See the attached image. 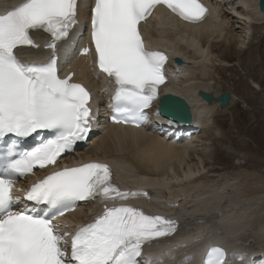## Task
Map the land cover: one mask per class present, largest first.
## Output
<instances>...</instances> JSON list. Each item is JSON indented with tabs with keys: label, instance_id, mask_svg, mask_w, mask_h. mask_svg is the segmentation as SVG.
I'll list each match as a JSON object with an SVG mask.
<instances>
[{
	"label": "snow or ice",
	"instance_id": "6c2138e0",
	"mask_svg": "<svg viewBox=\"0 0 264 264\" xmlns=\"http://www.w3.org/2000/svg\"><path fill=\"white\" fill-rule=\"evenodd\" d=\"M79 7V0H21L0 11V264H141L145 246L177 232L174 219L108 206L137 193L113 184L107 163L58 164L98 123L88 88L73 81L74 73L62 78L58 67V45L79 25ZM161 8L193 24L208 14L200 0H94L90 9L89 46L80 55L92 57L114 84L115 124L139 128L160 99L168 57L146 48L142 22ZM40 30L50 36V58L22 61L18 49L38 48L31 33ZM28 138L35 143L25 148ZM49 168L16 194L19 178ZM97 198L104 202L100 215L75 232L61 230L58 217ZM22 201L31 203L18 207ZM203 264H228L225 249L210 246Z\"/></svg>",
	"mask_w": 264,
	"mask_h": 264
},
{
	"label": "bare ground",
	"instance_id": "6f19581e",
	"mask_svg": "<svg viewBox=\"0 0 264 264\" xmlns=\"http://www.w3.org/2000/svg\"><path fill=\"white\" fill-rule=\"evenodd\" d=\"M17 1L0 0V10ZM208 1L221 3L217 16L210 21L182 26L157 11L147 27L148 41L169 47L172 52L171 80L164 93L186 101L192 122L188 119V128L177 131L187 134L166 138L147 127L108 125L104 106L107 87L93 68L91 57L77 54L73 65L75 79L83 80L95 92V101L100 106L99 129L78 155L82 160H103L114 172L113 184L118 186L120 182L121 191L137 193L127 200L108 201V206L128 204L177 221L173 236L145 246L141 264H191L198 251L215 244L227 246L228 264H264V175L258 169H240V164H235L234 170L221 176L224 168L217 170L204 160L210 149L202 135L217 136L215 140L221 142L224 137L215 129L213 112L218 105L207 104L198 97V91L219 94L212 88V76L218 68H228L225 60L229 50L237 57L252 52L254 38L261 42L264 36H255V30L264 28V11L258 8V0ZM89 2L80 0L79 16L83 22L89 19ZM87 45L83 36L79 48ZM175 57L182 60L181 64L174 63ZM237 65L243 66L239 62ZM257 65L254 61L247 64L251 69ZM242 70L245 78L251 77L250 86L257 91L253 93H261L260 85L252 80L253 74ZM231 97L229 107L235 105L237 98L234 94ZM156 111L153 107L149 114L155 115ZM197 150L203 153V158L197 155ZM194 169L200 173L194 175ZM92 205L93 201L82 204L64 222H78L88 211L93 214L97 209L94 211ZM99 206L104 207V202L100 201ZM249 239L253 244H246Z\"/></svg>",
	"mask_w": 264,
	"mask_h": 264
},
{
	"label": "rangeland",
	"instance_id": "374dc122",
	"mask_svg": "<svg viewBox=\"0 0 264 264\" xmlns=\"http://www.w3.org/2000/svg\"><path fill=\"white\" fill-rule=\"evenodd\" d=\"M255 36H260V38L263 37L264 28L258 29L257 32L255 30ZM263 40L264 37L260 43H257L258 38H254L252 52L251 50L248 52L246 51L247 53H243L241 56L237 55L236 57L232 50H229V55H227L228 58L225 60V64L227 63V65H229L228 68L227 66L225 68L221 67L222 69L218 68L216 73L214 72L212 76L214 80H212L211 85L215 92L221 93L227 91L232 96L234 94L237 97L235 99V105L232 104L231 107L228 106L224 112H219L218 109L213 112L216 122L215 129L218 128L220 130V136L224 137V140L221 142L215 140L217 136L207 137L202 135L204 137V142L208 144V148L210 149L207 150L209 154L204 160H206L210 167L216 168L217 170H222V168H224V170L220 172L221 176L234 170L235 164H240V169H258L264 175ZM219 46L220 45H218V47ZM254 48H256V50ZM260 56L262 59H260ZM253 61L258 65L251 69L247 64H251ZM238 62L243 64V66L239 67L237 65ZM243 68L249 71L250 74H253L252 80L260 85L258 91H261V93H253L255 90L250 86L251 77L245 78L243 75ZM254 99H257V103H255ZM216 131H214V133ZM196 149H199V147ZM196 153L200 158H203V153H201L200 150H197ZM198 167L200 170V166ZM194 170V175L200 173L198 169ZM179 173L180 172L177 174ZM163 195L167 196L166 193ZM244 263H246V261H244Z\"/></svg>",
	"mask_w": 264,
	"mask_h": 264
},
{
	"label": "water",
	"instance_id": "95a60500",
	"mask_svg": "<svg viewBox=\"0 0 264 264\" xmlns=\"http://www.w3.org/2000/svg\"><path fill=\"white\" fill-rule=\"evenodd\" d=\"M259 9L264 11V0H259ZM182 60L175 57V63L177 65L181 64ZM198 95L201 99L206 101L208 104L218 103V110L225 111L226 107L230 104L231 94L227 91L221 92L215 95L211 92L198 91ZM160 110L165 116L172 118L177 121H182L187 123L190 115L189 108L185 101L179 97L173 95H165L160 99ZM190 121V120H189ZM247 245L253 244V240H247Z\"/></svg>",
	"mask_w": 264,
	"mask_h": 264
}]
</instances>
